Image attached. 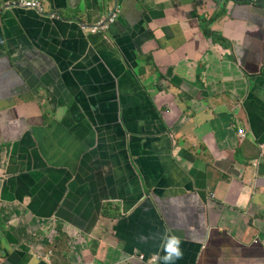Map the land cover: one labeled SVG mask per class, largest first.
I'll return each instance as SVG.
<instances>
[{"label": "crops", "instance_id": "1", "mask_svg": "<svg viewBox=\"0 0 264 264\" xmlns=\"http://www.w3.org/2000/svg\"><path fill=\"white\" fill-rule=\"evenodd\" d=\"M12 1L0 264H159L170 234L175 264H264V0H223L227 15L208 0H36L43 15ZM116 5L108 32L79 26Z\"/></svg>", "mask_w": 264, "mask_h": 264}, {"label": "clouds", "instance_id": "2", "mask_svg": "<svg viewBox=\"0 0 264 264\" xmlns=\"http://www.w3.org/2000/svg\"><path fill=\"white\" fill-rule=\"evenodd\" d=\"M20 1H23V0L12 1L11 3L8 2L7 6L13 7L15 9H27V8H21V7H14L13 3L14 2H20ZM239 1H242V2H244L246 4L247 3L248 4H252V5H257L258 4V2L257 1H254V0H239ZM239 1H236V2H239ZM23 2H25V1H23ZM28 2H32V1H28ZM33 2H37V1H33ZM37 3L40 5L39 9H27V10H31V11L32 10H42L41 4L39 2H37ZM263 6H264V2H263ZM118 14H119V12H116L109 19L101 20L98 23H96L93 27H85V25H82L81 28H82V30H84V31L92 34L90 31L94 27H96L99 23H101V22L107 23L114 16H115V21H116V18H117V15ZM216 20H218V19H216ZM115 21H114V23H115ZM109 29H110V27H109ZM109 29L106 30V31H104V32H101V33H98V34H92V35L104 34V33L108 32ZM212 33L214 34V32H212ZM237 107L239 109H241L242 108V104L241 105H237ZM241 129L244 130V134H241V132H240ZM237 135H238V137L246 138L248 136L247 129L245 127H240L238 129V131H237ZM257 135L259 137V138H257V140H258V146H259L260 150H262V151H261L260 157L257 158L253 162V164H255V166H257L260 163V161H264V136L261 135V134H257ZM180 242H181L180 241V238L177 235H175V234H170V235L166 236L165 239H164V243H163L164 255L163 256H159L158 254H153L151 260L153 262H159V264H175V262L177 260H179L182 257V255H183L182 249L180 247ZM145 258L146 257L144 256V259Z\"/></svg>", "mask_w": 264, "mask_h": 264}, {"label": "water", "instance_id": "3", "mask_svg": "<svg viewBox=\"0 0 264 264\" xmlns=\"http://www.w3.org/2000/svg\"><path fill=\"white\" fill-rule=\"evenodd\" d=\"M23 1H25V2H28V1H36V0H23ZM95 1V3H96V8H97V10L99 11L100 10V7L102 6V5H104L105 3H106V1L107 0H94ZM38 2V1H37ZM212 4H211V3ZM222 2H223V0H208V2H201V8L202 9H204V11H205V13H208V12H210V11H213L214 12V14H216V13H218V14H226L227 15V12H228V7L226 6V5H223L222 4ZM6 3H8V2H6ZM9 3H11V2H9ZM40 3V2H39ZM117 3H118V0H117ZM41 4V3H40ZM119 4V3H118ZM78 7H79V9H80V11H82V12H84V13H86V11H87V7L86 6H83V4H82V2H80L78 5H77ZM41 8H42V6H41ZM6 10H9V11H12V14H15L14 13V11L13 10H16L15 8H13V7H10V6H8V7H6ZM19 10H27V9H19ZM32 11H34V12H37L39 15H43V9L42 10H32ZM116 12H119V10H118V6L116 5L115 6V8H114V10H112V12H111V15L109 16V18L113 15V14H115ZM120 13V12H119ZM218 14H216V15H218ZM108 18V19H109ZM17 20H20L19 18H17ZM105 20V19H104ZM205 19H202L201 21L203 22ZM220 20V19H219ZM101 21V20H100ZM213 21H217V20H213ZM99 22V21H98ZM97 22V23H98ZM83 24H79V26H82ZM87 27H93V26H87ZM207 29L208 30H211V26L209 25V22L207 23ZM212 31V30H211ZM205 35H207L206 33H205ZM216 34L214 33V36H215ZM208 37V36H207ZM119 117H118V115H117V121H116V123L114 124L116 127L119 125ZM162 208V207H161Z\"/></svg>", "mask_w": 264, "mask_h": 264}, {"label": "built area", "instance_id": "4", "mask_svg": "<svg viewBox=\"0 0 264 264\" xmlns=\"http://www.w3.org/2000/svg\"><path fill=\"white\" fill-rule=\"evenodd\" d=\"M14 7H21V8H27V9H39L40 5L37 2H14ZM115 16L112 17L107 23L101 22L96 27H94L90 32L92 34H98L101 32H104L109 29V27L114 23ZM241 134H244V130H240ZM142 259H144V256H142Z\"/></svg>", "mask_w": 264, "mask_h": 264}, {"label": "rangeland", "instance_id": "5", "mask_svg": "<svg viewBox=\"0 0 264 264\" xmlns=\"http://www.w3.org/2000/svg\"><path fill=\"white\" fill-rule=\"evenodd\" d=\"M166 90L169 91L168 89H166ZM130 93H131V92H129V93H127V94H130ZM172 94L175 95L176 93H172ZM152 95H153V94H149V96H152ZM141 104L144 105L145 108H148L149 105H150V104H149V100H147V102H145V103H144V102H141ZM263 226H264V223L262 222L260 227H263ZM262 231L264 232V229H263ZM255 233H256V235H257V231H256ZM255 233H254V234H255ZM260 246H264V243H261ZM261 251H263L262 248L259 249V253H261ZM263 255H264V254H263Z\"/></svg>", "mask_w": 264, "mask_h": 264}, {"label": "trees", "instance_id": "6", "mask_svg": "<svg viewBox=\"0 0 264 264\" xmlns=\"http://www.w3.org/2000/svg\"><path fill=\"white\" fill-rule=\"evenodd\" d=\"M205 33L208 34L210 37L214 36V34L208 29L205 31Z\"/></svg>", "mask_w": 264, "mask_h": 264}]
</instances>
